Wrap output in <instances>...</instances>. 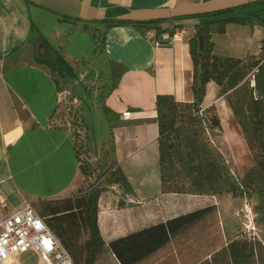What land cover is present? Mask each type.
I'll list each match as a JSON object with an SVG mask.
<instances>
[{"label": "crops", "instance_id": "crops-1", "mask_svg": "<svg viewBox=\"0 0 264 264\" xmlns=\"http://www.w3.org/2000/svg\"><path fill=\"white\" fill-rule=\"evenodd\" d=\"M176 29L187 36L171 47L156 49L147 37ZM202 35L215 58L264 59V0H0V220L24 204L68 197L82 185L75 142L53 125L64 82L109 84L101 112L112 139L109 160L121 172L141 150L158 147V96L197 101L193 50ZM47 46L64 57L75 80L43 64ZM213 87L208 84L201 106L215 102ZM126 111L129 121L122 117ZM152 127L157 132L149 140ZM72 156L75 176L68 182ZM31 163L41 166L33 175ZM32 182L52 188L32 192ZM19 262L44 264L34 251Z\"/></svg>", "mask_w": 264, "mask_h": 264}, {"label": "rangeland", "instance_id": "rangeland-1", "mask_svg": "<svg viewBox=\"0 0 264 264\" xmlns=\"http://www.w3.org/2000/svg\"><path fill=\"white\" fill-rule=\"evenodd\" d=\"M257 63L239 60L220 84L214 82L215 102L200 105L204 140L224 159L234 188L216 196L167 193L156 145L121 166L130 182L114 171L112 139L101 112L109 84L104 79L75 85L62 81L65 91L53 125L75 141L86 173L78 190L58 200L98 192V223L106 243L96 264H235L230 245L248 239L264 248L259 208L264 201V67L257 77L261 86L251 88L248 79ZM213 117L219 120L217 129L211 125ZM156 132L150 128L148 139ZM72 159L68 182L75 176ZM30 166L29 175L41 167ZM74 181L81 182L80 172ZM51 188L50 183L32 182L29 190L47 194ZM51 203L32 206L43 215ZM246 204L252 208L249 217L243 213ZM78 239L83 259L90 241L86 227L80 228ZM262 254L257 246L254 264H264Z\"/></svg>", "mask_w": 264, "mask_h": 264}, {"label": "trees", "instance_id": "trees-1", "mask_svg": "<svg viewBox=\"0 0 264 264\" xmlns=\"http://www.w3.org/2000/svg\"><path fill=\"white\" fill-rule=\"evenodd\" d=\"M124 23V21L111 22V24ZM200 37L203 38V49L200 50L198 40L193 50L196 69L194 90L197 101L179 103L173 96H158L156 103L159 129L157 143L167 193L184 195L192 192L200 196L209 194L216 196L233 192L234 188H231L224 159L218 157L204 140L203 121L199 117L202 112L200 105L207 95L208 84L211 82L220 84L226 78L228 71H232L237 66L239 60L213 57L207 45V37L204 35ZM46 58L42 61L43 64H46L54 73H59L72 80L76 79L71 66L54 48L47 46ZM258 85L261 86L260 83ZM211 125L214 129L219 128V120L213 117ZM76 150L77 159L80 162L77 147ZM80 168L84 175L86 169L82 167V164ZM98 196V192L92 191L88 196L50 201L53 203L47 205L41 215L77 264H95L104 250L105 242L98 223ZM259 208L264 219V201ZM82 226L87 228L90 236L83 259L78 239ZM257 246L263 250L262 259H264V248L261 243L246 239L230 245L232 260L235 264H254ZM241 260L243 261L240 263Z\"/></svg>", "mask_w": 264, "mask_h": 264}, {"label": "built area", "instance_id": "built-area-1", "mask_svg": "<svg viewBox=\"0 0 264 264\" xmlns=\"http://www.w3.org/2000/svg\"><path fill=\"white\" fill-rule=\"evenodd\" d=\"M187 30L176 29L173 35L161 33L148 34L156 49L171 47L175 42L184 41ZM264 67V59L258 60L257 65L248 76L251 88L258 86L257 77ZM255 97L257 93L255 92ZM125 121L132 119V112L122 114ZM5 205L4 201H0ZM243 213L246 217L252 215V208L244 205ZM34 251L44 264H77L71 253L63 246L32 204H24L0 220V264H20L19 257Z\"/></svg>", "mask_w": 264, "mask_h": 264}, {"label": "water", "instance_id": "water-1", "mask_svg": "<svg viewBox=\"0 0 264 264\" xmlns=\"http://www.w3.org/2000/svg\"><path fill=\"white\" fill-rule=\"evenodd\" d=\"M203 38L202 37H200L199 38V48H200V50H202L203 49Z\"/></svg>", "mask_w": 264, "mask_h": 264}]
</instances>
